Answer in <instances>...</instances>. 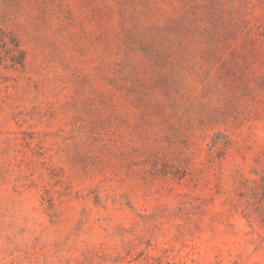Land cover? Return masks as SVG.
<instances>
[{"label":"rangeland","instance_id":"1","mask_svg":"<svg viewBox=\"0 0 264 264\" xmlns=\"http://www.w3.org/2000/svg\"><path fill=\"white\" fill-rule=\"evenodd\" d=\"M0 264H264V0H0Z\"/></svg>","mask_w":264,"mask_h":264}]
</instances>
